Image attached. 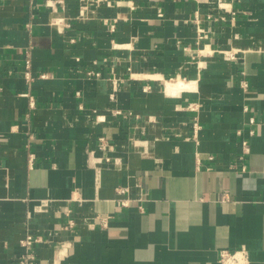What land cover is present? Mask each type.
Segmentation results:
<instances>
[{"label":"crops","instance_id":"0c3cea01","mask_svg":"<svg viewBox=\"0 0 264 264\" xmlns=\"http://www.w3.org/2000/svg\"><path fill=\"white\" fill-rule=\"evenodd\" d=\"M96 1L0 0V264H264V0Z\"/></svg>","mask_w":264,"mask_h":264},{"label":"built area","instance_id":"2783aa9c","mask_svg":"<svg viewBox=\"0 0 264 264\" xmlns=\"http://www.w3.org/2000/svg\"><path fill=\"white\" fill-rule=\"evenodd\" d=\"M98 1V0H97ZM96 1V2H97ZM105 2V4H107V6H112L113 4V0H103ZM217 7L222 10L225 13H229L231 15H234L235 13L232 11V9H228L225 5V0H217ZM89 10V4H83L80 7V11H79V17L81 18V20H87L86 19V13ZM201 35L204 34L203 31H200ZM202 38V36L200 37ZM223 57L226 60H235L236 58V52L232 51L231 49L229 51H223L221 52ZM23 76L24 79H26L25 81L28 84H31L34 82V80L36 79H40V80H45L48 78L47 74H40L37 77H34L32 74V70H31V59L29 57V55H26L24 58V65H23ZM86 76L88 78L90 77H98L99 74H95L94 72H87ZM248 85H246L245 82L241 83V88L243 90H245L247 88ZM77 97H79V93L76 92L75 94ZM28 96L29 101H30V106L33 107L34 106V101L31 96L29 95H25ZM253 120H250V123L253 124ZM198 122L193 124V128H194V132H196L199 128ZM245 146L246 143H243L242 149L243 152L245 150ZM239 159H241V157H239ZM70 227L72 226V223H69ZM41 242V239L39 237L33 236L30 233H27V235L25 236V238L20 242V246L23 248V253L20 255L19 257V264H42L40 261H38V259L36 258L35 254H34V246L38 243ZM244 253L243 252H229L226 250H223L219 253V263L220 264H241V260L243 259Z\"/></svg>","mask_w":264,"mask_h":264},{"label":"bare ground","instance_id":"6f19581e","mask_svg":"<svg viewBox=\"0 0 264 264\" xmlns=\"http://www.w3.org/2000/svg\"><path fill=\"white\" fill-rule=\"evenodd\" d=\"M193 86V83L183 82L179 79L173 82L167 81L165 84V92L167 95L173 96L184 90H192L194 88Z\"/></svg>","mask_w":264,"mask_h":264}]
</instances>
